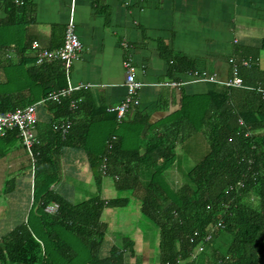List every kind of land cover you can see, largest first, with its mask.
I'll return each mask as SVG.
<instances>
[{
  "label": "crops",
  "instance_id": "1",
  "mask_svg": "<svg viewBox=\"0 0 264 264\" xmlns=\"http://www.w3.org/2000/svg\"><path fill=\"white\" fill-rule=\"evenodd\" d=\"M71 20L86 47L74 61L69 78L72 85L80 86L75 91L83 93L76 99L83 101L76 119L79 127L90 124L87 147L97 153L104 151L112 136L121 138L125 147L126 143L138 147L149 134L162 131L163 124L182 106L184 97L204 95L231 76L232 57L237 61L256 57L258 70L264 71V0H0V92L41 98L40 86L27 71V63L36 65L32 42L38 40L46 48L62 45ZM127 58L132 60L136 79L143 85L140 104L119 122L116 112L108 107L119 104L127 94L123 63ZM187 61L190 69L184 68ZM201 76L208 79L198 80ZM211 76L216 80H210ZM37 114L38 136L46 132L53 115L46 104L38 106ZM20 144L23 146L21 141ZM4 147L7 153L0 159V171L23 169L26 162L21 151ZM208 147L202 132L179 144L175 166L169 170L176 187L191 168L186 165L190 158L203 149L208 152ZM57 161L60 177L51 186L55 191L74 203L88 199H81L87 187L89 198H114L108 191L109 175H101L100 181L94 176L86 147H65ZM152 173V168L140 166L128 176L137 174L148 180ZM33 183L24 174L7 189L8 214L0 218V239L32 217ZM136 196L132 211L141 212L142 201ZM129 204L103 209L100 221L107 230L99 248L102 257L108 256L114 245L124 247V238L129 236L121 224L134 221L133 215L125 212L131 211ZM120 208L123 211L117 212ZM33 220L38 227L37 220ZM131 240L134 252L126 249L124 264H145L144 256L149 250L146 239Z\"/></svg>",
  "mask_w": 264,
  "mask_h": 264
},
{
  "label": "trees",
  "instance_id": "2",
  "mask_svg": "<svg viewBox=\"0 0 264 264\" xmlns=\"http://www.w3.org/2000/svg\"><path fill=\"white\" fill-rule=\"evenodd\" d=\"M256 60L252 58L250 67L240 66V75L250 87L216 83L204 95L184 97L162 131L152 132L134 148L125 147L121 138H112L101 153L87 147L90 124L79 127L76 119L83 101L71 104L83 95L81 91L61 101L48 100L45 104L53 120L44 134H38L34 146V204L30 216L37 220L38 227L29 218L5 234L0 239V264H124L126 249L134 252V241L128 237L123 248L114 245L108 256L99 254L107 230L100 221L103 209L126 206L129 197L104 199L98 195L74 203L51 188L60 177L57 156L68 146L88 149L91 168L99 181L104 176L101 168L106 157L105 175L115 176L118 189H131L139 196L141 213L158 228L160 264H264V96L259 90L264 88V71L258 70ZM186 63L184 68L190 69L191 63ZM27 64L31 78L41 88V98L0 92L1 112L25 107L68 86L60 61ZM62 118L72 120L65 137L53 126L54 120ZM198 132L207 138L209 150L176 187L169 170L175 166L177 148ZM0 139L10 142L19 137L16 131H10ZM6 153V147L0 144V159ZM140 166L153 169L150 179L128 176ZM239 181L244 186H237ZM52 203L59 205L56 213L45 210ZM219 220L224 226L214 233L200 258L191 262V252L207 227ZM67 232L88 247L90 253L84 260ZM223 234L228 243L221 249L215 241Z\"/></svg>",
  "mask_w": 264,
  "mask_h": 264
},
{
  "label": "built area",
  "instance_id": "3",
  "mask_svg": "<svg viewBox=\"0 0 264 264\" xmlns=\"http://www.w3.org/2000/svg\"><path fill=\"white\" fill-rule=\"evenodd\" d=\"M32 48L35 51V63L37 65L60 61L68 78L67 87L53 90L47 97L42 98L39 101L30 103L27 106L16 110L5 112L0 111V137L6 136L10 131L17 132V136L23 147L31 157L34 174L36 163V151L34 146L36 142H38L36 131L38 123V106L40 104H45L48 100L61 101L62 98L71 96L76 89L80 88V86L72 85L69 82V78L74 61L80 57L86 47L80 39L75 23L71 20L67 24L65 38L62 45L56 48H46L42 46L38 40H33ZM251 60V58H243L237 61L234 57L230 58L229 62L232 63V74L223 83L228 86L250 87L244 83L243 77L240 75V66L244 65L250 67L252 65ZM131 62L132 60L130 58H127L125 62H123L127 70L125 80L127 94L125 98L119 104L108 107L109 111L116 112L119 122L124 120L128 111L132 107L140 104L139 92L143 84L136 79L135 67ZM202 79L204 80L208 78L202 76L198 78V80ZM209 79L216 80V77L211 76ZM259 90L263 92L264 96V88H259ZM79 100L74 99L71 103L72 106H76ZM241 123H243V120H241ZM53 126L55 130L59 131L62 136L65 137L69 129L72 127V120L68 118L55 120ZM112 138L115 139L116 136H113ZM104 160L105 162L103 163L101 170L105 175L107 174V158L105 157ZM237 186H244V182L239 181ZM58 207L59 205L57 203H52L47 205L45 210L49 213H56L59 209ZM223 226V221L219 220L215 224H211L207 227L203 238L197 243L196 247L191 252V262L197 261L200 258L201 254L206 251L207 244L212 241L214 233Z\"/></svg>",
  "mask_w": 264,
  "mask_h": 264
},
{
  "label": "rangeland",
  "instance_id": "4",
  "mask_svg": "<svg viewBox=\"0 0 264 264\" xmlns=\"http://www.w3.org/2000/svg\"><path fill=\"white\" fill-rule=\"evenodd\" d=\"M1 85V84H0ZM0 144H2V146H7L9 148L10 151H13L15 149H19L22 153V156L24 157V162H26V166L24 164L23 169L22 168H11L9 169L6 173L5 171H0V218L4 215L7 216L8 212L5 210L8 207V202H9V197L6 194V191L8 188H10L11 185H13V183L15 181H18L21 177V175H28L32 181H34V174H33V170H32V160L30 155L22 149L23 146H21L20 141L17 139L11 140L10 142H5L3 139H0ZM128 145V146H127ZM135 144H127L126 143V147H134ZM209 149V147H208ZM193 150H195L193 148ZM198 152L201 151V148H197ZM205 149H203V152H199L200 154L197 156H192L190 158V161L186 164L187 166H191L193 167L196 164V161L199 158L205 154L207 152V150L204 152ZM26 152V153H25ZM7 156V155H6ZM1 162V160H0ZM5 173V174H4ZM17 179V180H16ZM185 180V177L181 180V182L183 183V181ZM106 181L110 182V188H109V195L110 197H129L130 199V204L128 206V208L130 207L131 211H125L126 215H133L134 217V221H129L128 223H122L121 227L124 226L125 228V232L126 234L132 238H144L146 239V243H148L149 247H148V253H145V259H144V263L145 264H160L161 260H160V250H159V242H160V236H159V232H158V228L152 223V221H150L147 217H145L140 211H132L136 204H137V196L135 194H133L131 191L128 190H121L118 189L115 186V182H114V178L112 175H109L106 177ZM178 182V181H177ZM171 183H173L174 185H176V181L171 180ZM180 183V181H179ZM34 188V183H33V187ZM91 188V187H90ZM33 190V189H32ZM88 187L85 189V191L83 192V196H82V200L89 198L91 195L88 194ZM133 191V190H132ZM132 193V194H131ZM254 197V195H253ZM33 199H34V192L32 191L31 193V200L33 203ZM77 201V200H75ZM32 204L30 206V210H31ZM124 209V208H123ZM137 209V208H136ZM135 209V210H136ZM117 212H122V208L117 209ZM122 210V211H121ZM30 213V211H29ZM28 213V215H29ZM28 219V217H27ZM31 223L34 225L35 221L33 220V216L31 217ZM68 236V239L70 241H75L77 243L76 247L77 249L80 251V253L82 254L81 256V260H84L85 257H87V255L89 256V249L87 246H85L83 243H81L79 241V239L76 238V236L74 234H71L69 232H67L66 234ZM216 245L217 247L223 249L225 248V246L228 243V239L226 235H220L216 238Z\"/></svg>",
  "mask_w": 264,
  "mask_h": 264
}]
</instances>
